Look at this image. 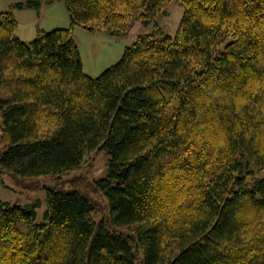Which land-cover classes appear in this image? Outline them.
Returning a JSON list of instances; mask_svg holds the SVG:
<instances>
[{
	"label": "trees",
	"instance_id": "obj_1",
	"mask_svg": "<svg viewBox=\"0 0 264 264\" xmlns=\"http://www.w3.org/2000/svg\"><path fill=\"white\" fill-rule=\"evenodd\" d=\"M171 1L62 0L69 27L28 43L0 11V175L108 156L90 192H47L43 223L0 199V264H264V0H178L173 37L83 71L75 27L124 37Z\"/></svg>",
	"mask_w": 264,
	"mask_h": 264
},
{
	"label": "rangeland",
	"instance_id": "obj_2",
	"mask_svg": "<svg viewBox=\"0 0 264 264\" xmlns=\"http://www.w3.org/2000/svg\"><path fill=\"white\" fill-rule=\"evenodd\" d=\"M26 0H0V11L11 10L16 15L19 27L17 37L26 43L36 36L38 28L52 31L59 28H68L70 20L62 0H36L39 5H27L24 8H11L13 4L25 3ZM184 14V9L178 0H172L165 12L149 23L135 21L129 34L124 37H114L105 31H87L75 27L72 31L75 44L81 58L83 71L95 79L104 70L115 65L121 58L126 47L131 46L143 34H156L162 31L165 36L173 37ZM108 156L103 151H94L85 156L80 167L58 176L21 178L10 174L0 175V199L24 209L34 207L36 212L35 223L44 222V213L47 209L46 194L50 190L67 191L75 186V180L82 182L79 186L83 192H90L86 186L94 180L103 179L107 175ZM3 175V176H2ZM2 176V177H1ZM94 199L97 194H89Z\"/></svg>",
	"mask_w": 264,
	"mask_h": 264
},
{
	"label": "crops",
	"instance_id": "obj_3",
	"mask_svg": "<svg viewBox=\"0 0 264 264\" xmlns=\"http://www.w3.org/2000/svg\"><path fill=\"white\" fill-rule=\"evenodd\" d=\"M15 15V14H14ZM15 18H16V15H15ZM20 38V37H19Z\"/></svg>",
	"mask_w": 264,
	"mask_h": 264
}]
</instances>
